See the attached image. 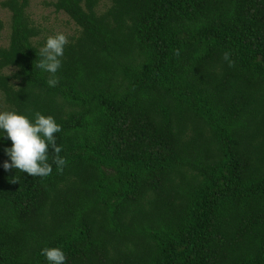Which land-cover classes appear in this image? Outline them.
Returning a JSON list of instances; mask_svg holds the SVG:
<instances>
[{
  "label": "trees",
  "instance_id": "16d2710c",
  "mask_svg": "<svg viewBox=\"0 0 264 264\" xmlns=\"http://www.w3.org/2000/svg\"><path fill=\"white\" fill-rule=\"evenodd\" d=\"M99 1L48 3L78 27L56 87L0 1V112L53 117L66 160L6 171L0 131V264H264V0Z\"/></svg>",
  "mask_w": 264,
  "mask_h": 264
},
{
  "label": "clouds",
  "instance_id": "9594fccd",
  "mask_svg": "<svg viewBox=\"0 0 264 264\" xmlns=\"http://www.w3.org/2000/svg\"><path fill=\"white\" fill-rule=\"evenodd\" d=\"M67 44V37L59 33L49 36L40 49L41 59L35 66L49 73L47 80L49 87H56L59 83L56 73L61 68V58ZM223 59L228 62L229 67L234 65V61L230 60V53L225 52ZM61 130V126L53 117H46L39 112L35 113L34 122L16 112H0V131L6 134V138L12 144L11 148L5 149L11 163L5 162L3 168L6 171L15 169L31 177H47L52 173V165L48 162L51 146L55 153L53 163L59 171H62L66 160L59 155L62 147L57 146L55 142V134ZM12 183H18L16 177L13 178ZM41 255L46 257L48 264H65V254L59 248H44Z\"/></svg>",
  "mask_w": 264,
  "mask_h": 264
},
{
  "label": "rangeland",
  "instance_id": "374dc122",
  "mask_svg": "<svg viewBox=\"0 0 264 264\" xmlns=\"http://www.w3.org/2000/svg\"><path fill=\"white\" fill-rule=\"evenodd\" d=\"M1 1V0H0ZM53 0H28L26 13L31 22L38 28L37 41L46 43L49 36L62 33L67 39L75 36L78 27L61 11H54L48 3ZM109 5V0H101L96 6V11L101 12ZM9 12L0 7V46H5L9 33ZM12 68H4L0 72L9 73ZM3 103L0 94V108Z\"/></svg>",
  "mask_w": 264,
  "mask_h": 264
}]
</instances>
